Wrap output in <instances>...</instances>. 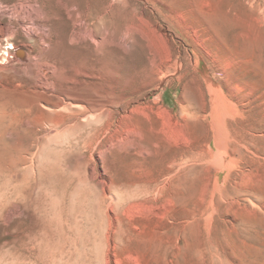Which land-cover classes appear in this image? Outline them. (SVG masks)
<instances>
[{
  "label": "rangeland",
  "instance_id": "obj_1",
  "mask_svg": "<svg viewBox=\"0 0 264 264\" xmlns=\"http://www.w3.org/2000/svg\"><path fill=\"white\" fill-rule=\"evenodd\" d=\"M173 5L179 12L190 10L185 20H177L187 21L206 48L186 37L182 21L174 25L158 16L182 42L185 67L175 81H165L163 94L149 90L148 100L173 110L190 133L191 153L208 154L216 150L214 144L207 147L215 115L206 75L213 76L221 96L238 107L227 116L232 145H238L236 138L257 153L250 158L245 147L240 150L239 185L224 180L215 191L217 167L195 159L189 172L171 182L166 198L152 204L146 190L170 156L151 146L148 126L130 143L114 139V147L102 148L100 158L93 144L47 145L35 130L42 118L38 94L16 78L22 34L14 41L17 47L0 37V264H264V0H177ZM0 6L3 15L13 9L8 3ZM157 41L165 46L164 39ZM111 59L103 65L109 62L115 77L127 80L128 93L151 84L146 44L136 43L123 66L118 57ZM181 106L191 116L185 117ZM178 142L180 152L186 141ZM113 188L125 194L122 203L112 201ZM249 195L257 205L244 200ZM144 199L147 208L131 207Z\"/></svg>",
  "mask_w": 264,
  "mask_h": 264
},
{
  "label": "bare ground",
  "instance_id": "obj_2",
  "mask_svg": "<svg viewBox=\"0 0 264 264\" xmlns=\"http://www.w3.org/2000/svg\"><path fill=\"white\" fill-rule=\"evenodd\" d=\"M0 2L13 6L12 10H5L6 21L3 23L0 21V37L5 38L7 44L17 47L14 41L22 34L23 43L18 45V56L15 58L16 63L20 64L16 78L27 83L38 94L37 102L42 118L35 130L43 136L47 145L85 148L93 144L94 148H100L97 153V157L100 158L103 152L101 149L113 146L114 139H117V143H130L131 138L136 135L143 137L145 126H148L151 146L157 150H166L170 156L166 169L159 179L150 182L151 187L148 186L150 188L146 190V197L150 195L153 197L150 198L152 204L158 199L166 198L165 193L171 182L182 173L189 172L191 160L195 159L206 163L212 162L217 167L218 171L214 178L215 191H220L224 180L225 183L231 180L233 187L239 185L237 180L239 170L244 171L243 168L238 170L244 159L240 150L245 147L252 154L250 158H254L257 153L236 138L238 145H232L233 141L228 136L230 130L227 116L238 107L232 99L221 96L213 76L206 75L208 89L212 94L210 113L213 116L214 112L215 115L213 132L207 147L212 148L214 144L216 150L208 154L191 153L190 133L186 127L180 125L173 110L163 103L156 102L152 105L148 100L149 90L162 89L163 94L167 90L165 81L170 78L175 81V76L185 67L182 42L176 41V37L159 21V17L170 22L172 20L183 22L186 37L191 36V40L200 48H206L191 32L187 21L177 20L179 18L185 20L190 12L176 10L173 3L177 0H0ZM250 2L254 4V0ZM162 3L168 8V13L164 11ZM4 15L3 12L0 13V17ZM34 21L38 27L35 25L23 31V26ZM59 26L62 30L59 28L57 31ZM192 29L197 33L195 27ZM161 38L165 43L163 47L157 41ZM139 41L148 47L150 67L145 71L147 75H152L153 80L142 90L128 93L127 80L116 78L115 70L106 67L109 62L104 66L102 61L118 57L123 66L129 52ZM2 43L3 40L0 41V47ZM8 53L10 54V50ZM3 58L4 56L0 55V70L4 68L1 65ZM196 64H199V59ZM115 87L118 92H113ZM181 112L185 117L191 116L185 106H181ZM93 136H96L95 140L91 139ZM181 138L186 144L179 152L178 141ZM222 172L226 173L225 179L221 178ZM110 190L112 201L122 203L125 194L118 188ZM244 200L253 205L257 203L254 195L246 196ZM148 202V199L137 200L131 207L147 208Z\"/></svg>",
  "mask_w": 264,
  "mask_h": 264
}]
</instances>
